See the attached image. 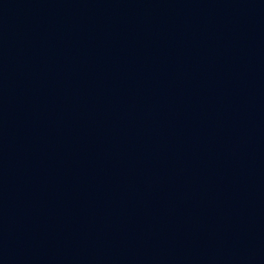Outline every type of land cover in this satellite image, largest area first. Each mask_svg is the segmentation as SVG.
Masks as SVG:
<instances>
[{"label":"water","instance_id":"water-1","mask_svg":"<svg viewBox=\"0 0 264 264\" xmlns=\"http://www.w3.org/2000/svg\"><path fill=\"white\" fill-rule=\"evenodd\" d=\"M0 264H264V0H0Z\"/></svg>","mask_w":264,"mask_h":264}]
</instances>
